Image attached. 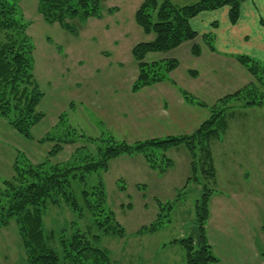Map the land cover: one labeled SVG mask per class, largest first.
Here are the masks:
<instances>
[{
  "label": "rangeland",
  "instance_id": "1",
  "mask_svg": "<svg viewBox=\"0 0 264 264\" xmlns=\"http://www.w3.org/2000/svg\"><path fill=\"white\" fill-rule=\"evenodd\" d=\"M143 1L103 0L102 18H91L85 22L67 21L75 27L76 35H72L63 30L58 23L53 25L45 23L37 12L36 0H18L17 7L28 22L26 32L34 47L33 73L43 93L37 111L42 113L44 118L32 128L30 140L0 119V182L11 178L17 154L25 155L34 164L47 159L53 144L38 143V140L54 132L61 115L65 120V126L76 129L85 138L98 141L86 145L85 138H81L76 144L65 145L63 150L51 159L52 163L67 162L76 149L83 146L85 148L81 152L93 156L98 147L104 146L100 140L114 139L133 143L188 136L209 118L210 107L222 97L213 103H206L182 87L180 89L182 103L192 105L183 100L181 93L185 92L204 103L203 108L207 109L208 117L192 133L169 134L158 138L154 136L157 134L154 119L169 115L168 106L163 107L158 102H153L152 95L144 102L138 96H134L135 100L138 99L136 103L132 100V85L137 77V66L131 49L138 43L154 39V34L146 35L134 21V14ZM172 3L183 6L192 3V0H172ZM162 56L163 53H152L147 55L144 61L150 63L161 59H175L181 63V71L191 67V62L185 58L182 50L174 51L169 58ZM191 72H188L189 76L195 79L197 76H194V72L191 75ZM180 73L176 75V80L189 87L190 79L188 80L185 73L182 76ZM200 95H204V92ZM227 95L230 94L223 97ZM177 104L173 106V112L175 119L181 121L180 117L187 116L186 109L183 104ZM239 108L245 107L238 105L229 110L227 121L230 112ZM189 118L190 116L184 123ZM236 122H247L248 125L243 126L246 129V137H257L256 133L250 135L247 132L249 129L255 131L259 125L264 126V115L255 117L247 114ZM233 124L234 121L231 122V128ZM231 128L227 133L229 136L233 133ZM221 137L224 140V134ZM214 141L209 143L210 149ZM215 145L214 161L221 180L219 185H223L230 171L225 168L229 162L224 161V156L226 155L228 160L230 151L227 147ZM170 150L173 151L168 153ZM170 150L165 156L173 165L164 172L152 170L141 155H126L109 161L106 172L90 174L85 183L76 186L79 191L80 188L95 184L98 177L103 181L107 207L125 230V235L121 239H104L103 245L110 251L113 264H184L183 250L178 243L171 242L188 238L189 228L194 225L195 201L201 197L202 190L201 186L193 184L192 180L188 182L192 160L186 147L180 145ZM209 180L204 177L201 179L204 183L206 181L209 183ZM247 183L251 184V178ZM172 187H175V191ZM253 193L251 196L256 197L255 189ZM261 198L257 195V200H246L251 221L238 225V229L243 230H238L234 226L237 224H233L230 214L217 215V221L224 226L223 229L218 228V236L211 249L214 256L220 260L219 264H264V200ZM158 202L173 204L171 221L154 234L136 236L139 228L148 226L156 220ZM43 221L46 231H58L69 226L70 222L77 221V216L66 206H49ZM79 224L82 229L85 225L91 227L87 219L80 221ZM92 232L100 235L99 231ZM0 264H27L22 242L13 222L0 229Z\"/></svg>",
  "mask_w": 264,
  "mask_h": 264
},
{
  "label": "trees",
  "instance_id": "2",
  "mask_svg": "<svg viewBox=\"0 0 264 264\" xmlns=\"http://www.w3.org/2000/svg\"><path fill=\"white\" fill-rule=\"evenodd\" d=\"M37 12L45 23L58 25L76 35L69 21L85 22L103 17V0H36ZM247 0H192L177 6L172 0H144L134 14V21L146 35L154 39L138 43L131 49L136 62L137 77L132 92L168 80L178 67L175 59L145 62L151 53H166L197 37L190 20L201 12L216 11L228 7V20L235 25L239 19L241 3ZM18 0H0V119L18 134L32 139L31 130L44 115L37 111L43 98L34 78V47L26 30L28 22L17 7ZM68 21V22H67ZM209 49L214 51L212 36H203ZM191 53L199 56L200 49L193 46ZM237 61L253 77L254 81L241 90L220 98L209 109V118L188 136L168 137L128 143L114 139L100 140L93 156L83 154L85 146L76 149L64 163H52L65 145L76 144L85 138L76 129L65 126L63 115L58 118L54 132L38 143L50 142L52 149L47 159L32 163L25 155L17 154L12 166V176L0 182V229L15 223L20 236L27 264H113L110 251L103 243L105 238L121 239L125 230L117 222L115 214L107 207L105 188L101 177L89 187L77 190L88 175L104 173L109 161L121 156L141 155L152 170L164 172L173 163L165 153L183 145L191 157L188 182L201 186L202 194L194 205V225L198 226L200 245L196 241H173L183 250L184 264H216L205 232L209 217V202L213 194L205 179L213 180L215 168L209 143L217 140L227 129V115L236 106H264V65L248 56H237ZM187 104L204 107L193 96L182 92ZM84 144L98 140L85 138ZM66 206L77 216V221L58 231H46L43 216L48 207ZM157 218L148 226H142L136 236L154 234L171 221V203L158 202ZM163 212V213H162ZM87 219L91 227L82 229L80 221ZM166 219V220H165ZM99 231L100 235L93 233Z\"/></svg>",
  "mask_w": 264,
  "mask_h": 264
},
{
  "label": "crops",
  "instance_id": "3",
  "mask_svg": "<svg viewBox=\"0 0 264 264\" xmlns=\"http://www.w3.org/2000/svg\"><path fill=\"white\" fill-rule=\"evenodd\" d=\"M228 11V7H223L216 11L201 12L190 20V26L197 33V37L192 41L184 42L172 51L163 53L162 57L169 58L174 51L182 50L185 58L191 62L189 69L181 71V63L178 62V68L170 73L169 80L150 87H144L138 93L131 92L132 100L135 103L138 99L135 100L134 96L140 97L139 99L144 102L149 95H152L153 102H158L163 107L168 106L169 115L154 119L156 120L157 133L154 134L155 137L162 138L169 134L192 133L208 117L207 109L182 103V100H180V89L182 87L198 99L206 103H213L218 98L231 94L253 81L252 76L237 61V56H248L264 65V0H247L241 3L239 19L235 25L230 24ZM208 34L212 36L211 43L214 51L209 49L203 38L204 35ZM193 46L199 47V56L192 55ZM189 71H192L191 75L194 72L195 75H193L197 77L192 79L188 74ZM179 72H181L180 76L183 73L188 76V80L191 81L189 87H185L184 83L176 80V75ZM202 92H204V95H200ZM177 103L183 104L184 109H186L187 116L180 117L181 121L175 119L173 112V106ZM150 106H148V109H150ZM150 111H152V108ZM247 114L262 117L264 106L239 108L234 112H230L227 129L223 133L224 140H222V137L215 140L211 147L215 177L208 183L213 190V194L209 202V219L205 228L208 243L212 249L218 236V228L223 229L224 226L223 223L220 224L217 221V215L230 214L231 221L233 224H237L234 226L238 229L239 224L250 223L251 221L246 200H257V195H260L261 199L264 200V126H257L255 131L253 129L248 130V134L256 133L258 134L257 137H246V129L243 126L248 125V123H237L236 121L246 117ZM188 116L190 118L184 123ZM233 121L234 124L231 128V122ZM230 128L233 132L231 136L227 134ZM158 134L160 135L158 136ZM214 144L227 147V150L230 151L228 160L226 155L224 156V161L229 162V165H225V168L230 171H228V177L224 180L223 185H219L221 180L214 161ZM172 151L170 150L168 153ZM250 158L254 160L251 161ZM249 178H251L250 185L247 183ZM172 188L175 191V187ZM254 189L256 190V197L251 196V194H254ZM254 209L255 205H253V217L255 218ZM219 262L218 259L216 264H219Z\"/></svg>",
  "mask_w": 264,
  "mask_h": 264
},
{
  "label": "water",
  "instance_id": "4",
  "mask_svg": "<svg viewBox=\"0 0 264 264\" xmlns=\"http://www.w3.org/2000/svg\"><path fill=\"white\" fill-rule=\"evenodd\" d=\"M188 239L195 240L197 246L200 245V234L198 226L193 225L189 228Z\"/></svg>",
  "mask_w": 264,
  "mask_h": 264
}]
</instances>
